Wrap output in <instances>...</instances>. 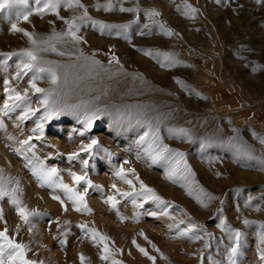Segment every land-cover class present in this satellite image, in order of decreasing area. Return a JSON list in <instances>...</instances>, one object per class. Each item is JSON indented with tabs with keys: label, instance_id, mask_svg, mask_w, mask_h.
<instances>
[{
	"label": "rangeland",
	"instance_id": "374dc122",
	"mask_svg": "<svg viewBox=\"0 0 264 264\" xmlns=\"http://www.w3.org/2000/svg\"><path fill=\"white\" fill-rule=\"evenodd\" d=\"M81 2L91 19L77 21L81 23L79 42L64 33L67 21L80 16L82 8L62 5L59 15L50 11L40 15L35 12V0H29L33 14L27 21L16 20L18 9L11 17L7 10L0 12V53L34 47L26 35L11 30L12 23H17L38 41H49L39 45L48 49L39 55L51 62L45 66L57 70L59 84L52 85L45 75L37 85L57 88L62 106L84 103L106 112L87 131L82 116L65 112L45 124L44 138L30 141L35 148L26 152L27 146L20 142L32 135L43 109L26 120L20 119L26 110L23 104L2 111L8 97L5 82L23 92L30 89L32 74L16 79L18 56L8 60L6 70L0 64L4 125L0 127V168L5 177L19 181L23 205L41 213L26 224L4 197L0 231L7 228L10 237L27 246L25 258L37 264H227L232 242L223 223L242 233L237 264H264L260 258L264 170L256 160L237 154L243 145L254 156H264V0H112L116 4L112 11L96 7L107 0ZM120 6L139 8V13L121 12ZM150 10L160 15L149 18ZM92 20L130 27L101 31ZM160 24L172 34L161 30ZM28 96L31 106L39 107L41 94L30 89ZM121 113L130 115L131 121H121ZM137 119L151 120L159 128L162 143L184 153L191 176L169 179L171 165L151 162L144 152L147 144H138L146 128L136 126ZM93 138L99 140L98 148L69 159L70 153ZM25 156L58 169L57 183L62 180L83 194L91 212L77 211L63 188L42 186L26 167ZM121 167L134 168L139 180L169 206L137 196L139 180L128 172L132 184L126 183L116 175ZM72 173L86 175L91 186L84 181L77 184ZM200 188L215 197L205 201L207 207L196 199ZM110 197L115 198V207ZM245 219L253 223L245 224ZM190 224L197 226L193 231L201 239L179 235ZM88 229L96 230L95 240ZM100 236L108 239L100 240ZM103 255L109 259H102Z\"/></svg>",
	"mask_w": 264,
	"mask_h": 264
},
{
	"label": "snow or ice",
	"instance_id": "6c2138e0",
	"mask_svg": "<svg viewBox=\"0 0 264 264\" xmlns=\"http://www.w3.org/2000/svg\"><path fill=\"white\" fill-rule=\"evenodd\" d=\"M36 8L35 12L37 14L43 15L45 12L50 11L59 15V9L62 5L68 8H82L83 12L80 16L73 17L71 20L67 21L68 30L64 35L69 36L72 38L73 41L79 42L82 40V37L79 36L77 33L81 27V23L90 20L91 18L88 16L87 8L82 4L81 0H35ZM29 0H0V12H4L7 10L9 17H11L13 10L18 9L15 13L16 20L19 21L23 19L27 21L29 17L33 14V10L29 7ZM96 7L103 8L105 11H112L116 4L112 2V0H107L104 4H97ZM191 7V6H189ZM119 11L121 12H134L139 13V8H125L123 6L119 7ZM195 8H191V12H195ZM149 18L159 16L160 13L155 10H150L147 12ZM63 19V18H62ZM80 21L81 23H78ZM94 25H98L101 31L105 29H128L130 25L123 24V25H107L101 21L92 20ZM147 27V25H145ZM159 27L161 30L167 32L168 35H171L172 32L170 29H166L165 25L160 24ZM11 30L13 32H21L26 35L29 40L31 41L32 45L34 46L31 49H22L19 52H10V53H0V56L4 57L3 61H0V64H3L5 70L7 69V62L13 56L20 57V61L17 64V72H16V79H20L22 76L28 75L31 73V78L29 80L30 89L35 93L41 94V101L40 105L37 108H33L31 106L30 98L28 96V92L30 89L26 88L23 92L17 91L15 88L10 86V81H6L5 83L9 85V87L5 88V92H7L8 97L7 101L3 105L2 111L7 113L15 108L20 107L22 104L25 105L26 110L24 114L20 117L21 120L29 119L31 116L36 115L37 112L43 109V114L39 117L36 122V126L31 130L32 135L28 136L27 139L21 141L22 146H27L24 151L32 152L35 148L34 144H31L30 141L33 139L42 140L44 138V131H45V124L48 121L53 120L55 117L63 115L65 112H69L71 114L82 116L83 121L85 124V131L92 127V124L95 120L99 119L101 116L106 114L105 109L100 107H90L88 104H76V105H61L60 103V96L57 88H41L37 85V81L42 79L45 75L50 79L51 84L58 87L60 76L58 72L53 67H48L45 65L50 64L49 61H44L40 55V51H47V48H40V44H48L49 41H38L34 34L30 31H27L24 28L18 26L17 23H12ZM121 34V33H117ZM145 35L146 33H141ZM58 35V34H57ZM53 51H55V47L52 46ZM64 53H61L63 55ZM150 54V53H149ZM112 60L116 63H119L117 57L113 56ZM96 63H99L96 61ZM98 99V98H97ZM82 109V111H81ZM121 121L128 120L131 121V116H125V114L121 113ZM136 126L140 128H146L143 134L140 136L138 144H147V147L144 149L145 155L151 160L153 164L159 163L161 161H166L171 167L168 169V178L174 179L177 175L191 176V170L188 167L186 161L184 160V153L180 152L179 150L172 149L168 145L163 144L159 137V128L153 127L151 120H136ZM0 127H4L3 122L0 121ZM171 131V129H170ZM181 132L187 135L186 130H180ZM83 135V133H81ZM190 138V137H189ZM99 147V140L96 138L91 139L90 143L82 144L78 151H74L69 154V159H77L79 158L80 152H92L95 148ZM16 151L20 152L21 149H16ZM238 155L246 156L248 159L256 160L258 162L259 167L261 170H264V156H254L253 153L243 145L238 146ZM138 158H140V154H137ZM27 160L26 167H29L33 175L37 178V180L41 183V185H47L48 187H60L65 190L68 194V198L73 201L74 204L77 205V211L83 209L84 211L91 212V209L88 208L87 204L84 202L83 194L78 193L72 188L70 185L65 184L62 180L57 183L55 179L58 177V169L56 168H48L43 161H39L38 163H33L31 159L25 156ZM82 163L86 166L87 161H82ZM125 163H128L125 161ZM132 173L135 179L139 180V176L136 173L134 168L125 169L121 167L117 172L116 175L123 179L126 183L132 184V180L127 178L126 173ZM73 180L79 184L81 181H84L89 186H91L92 182L87 178L86 175H77L76 173L71 174ZM15 183V187H10V185ZM140 189L136 192L137 196H144L146 200H154L158 203L164 205L165 207L169 206V202L163 200L162 197L157 195L155 189L150 188L146 185L142 180H139ZM113 188H116V185H113ZM133 189L135 191V185H133ZM22 191L19 185V181L15 180L11 177H5L4 169L0 168V200H3L4 197H8L11 200V203L15 206V210L19 213L21 220L24 221L26 224H31L30 217L41 215L38 210L35 209H28L25 205H23L22 201L19 198V193ZM199 193L196 196V199L204 206L207 207L206 200H212L213 197L210 193H207L204 189L200 188ZM192 189L189 188V195H192ZM125 196L132 195V193L125 192L123 193ZM54 199L59 200L58 196H54ZM112 201V206H116V201L114 197L109 198ZM135 202V201H134ZM63 203V201H61ZM168 213L165 211L164 215ZM155 215V213H153ZM4 218L3 208L0 207V220ZM121 219H126V217H121ZM245 224L253 223V221H249L245 219L243 221ZM6 223V221H5ZM183 223V221H181ZM222 226L225 227V230L229 232V238L231 240V246L227 250V264H237V257L240 254V246H241V236L242 233L238 229H231L226 224L222 223ZM80 227L82 229L87 228L86 225L81 224ZM197 226L194 224H190L187 229H184L179 233L181 236H190V238L194 239H201L199 235L194 233V229ZM261 228L264 229V225H261ZM31 230V228H29ZM17 231H19V226H17ZM88 231L93 233V239L95 240L96 237V230L95 229H88ZM143 234V233H141ZM206 235H210L205 233ZM100 240H107L108 237L100 236ZM260 243L264 245V231L260 234ZM209 245L206 243L205 247ZM26 250L27 246L22 243H17L12 237L8 235V229L4 228V230L0 231V264H37L35 261H31L26 259ZM142 252L147 255V252L141 248ZM104 252L108 253L109 249L107 245L104 247ZM260 258L264 261V248L260 249ZM85 257L81 255V260L83 261ZM102 259L108 260L109 255H103ZM150 259L155 260V257H150ZM117 264V262H114ZM213 264H221L220 261H213Z\"/></svg>",
	"mask_w": 264,
	"mask_h": 264
},
{
	"label": "bare ground",
	"instance_id": "6f19581e",
	"mask_svg": "<svg viewBox=\"0 0 264 264\" xmlns=\"http://www.w3.org/2000/svg\"><path fill=\"white\" fill-rule=\"evenodd\" d=\"M40 152H42V151H40ZM52 158V157H51ZM107 183V182H106ZM112 185V184H111ZM112 187V186H111ZM113 188V187H112ZM32 190V189H31ZM31 192V191H30ZM39 192V191H38ZM35 194V193H34ZM37 195H39L38 193H37ZM34 197V196H33ZM36 197V196H35ZM46 199V198H45ZM97 202V201H96ZM41 204V203H40ZM99 206V205H98ZM111 207H112V205H111ZM99 210V209H98ZM99 212H100V210H99ZM99 214V213H98ZM111 215V214H110ZM103 217V216H102ZM101 217V218H102ZM107 217V216H106ZM99 219V218H98ZM103 219H104V223H106V221H105V219H107V218H104L103 217ZM102 220V219H101ZM127 223V222H126ZM103 224V223H102ZM106 225V224H105ZM157 232V231H156Z\"/></svg>",
	"mask_w": 264,
	"mask_h": 264
}]
</instances>
